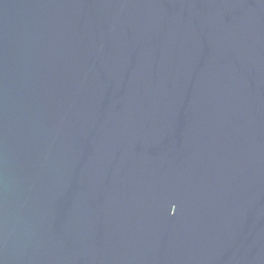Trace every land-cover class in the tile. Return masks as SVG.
<instances>
[{"label": "water", "instance_id": "95a60500", "mask_svg": "<svg viewBox=\"0 0 264 264\" xmlns=\"http://www.w3.org/2000/svg\"><path fill=\"white\" fill-rule=\"evenodd\" d=\"M0 264H264V0H0Z\"/></svg>", "mask_w": 264, "mask_h": 264}]
</instances>
